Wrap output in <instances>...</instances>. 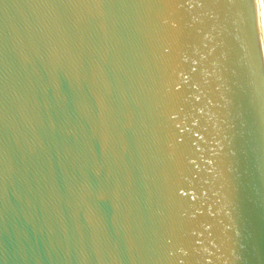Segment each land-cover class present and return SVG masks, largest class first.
I'll list each match as a JSON object with an SVG mask.
<instances>
[{
    "label": "water",
    "instance_id": "95a60500",
    "mask_svg": "<svg viewBox=\"0 0 264 264\" xmlns=\"http://www.w3.org/2000/svg\"><path fill=\"white\" fill-rule=\"evenodd\" d=\"M0 264H264L259 0H0Z\"/></svg>",
    "mask_w": 264,
    "mask_h": 264
},
{
    "label": "bare ground",
    "instance_id": "6f19581e",
    "mask_svg": "<svg viewBox=\"0 0 264 264\" xmlns=\"http://www.w3.org/2000/svg\"><path fill=\"white\" fill-rule=\"evenodd\" d=\"M260 4V10H261V15H262V25H263V31H264V4L263 0H259Z\"/></svg>",
    "mask_w": 264,
    "mask_h": 264
},
{
    "label": "rangeland",
    "instance_id": "374dc122",
    "mask_svg": "<svg viewBox=\"0 0 264 264\" xmlns=\"http://www.w3.org/2000/svg\"><path fill=\"white\" fill-rule=\"evenodd\" d=\"M263 4H264V0H263Z\"/></svg>",
    "mask_w": 264,
    "mask_h": 264
}]
</instances>
